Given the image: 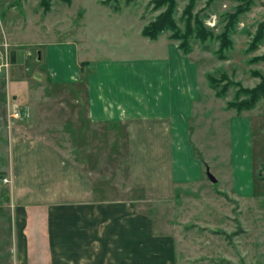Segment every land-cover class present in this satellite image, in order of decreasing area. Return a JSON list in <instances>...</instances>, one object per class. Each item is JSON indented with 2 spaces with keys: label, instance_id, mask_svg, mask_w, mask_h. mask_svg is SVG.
I'll list each match as a JSON object with an SVG mask.
<instances>
[{
  "label": "rangeland",
  "instance_id": "obj_1",
  "mask_svg": "<svg viewBox=\"0 0 264 264\" xmlns=\"http://www.w3.org/2000/svg\"><path fill=\"white\" fill-rule=\"evenodd\" d=\"M127 1L117 4L120 11L116 13L125 15L121 23L123 19L113 15L114 2L105 6L103 0H73L66 5L54 0L52 10L45 13L40 0H0V40L10 35L12 43L25 46L20 52L13 45L4 47V61L0 63L5 65L0 73L2 237L10 223L7 209L12 206L13 191L9 172L15 164L17 139L38 137L56 145L92 177L103 199L130 201L142 197L130 184L125 128L90 123L83 114L84 98L79 95L84 87L79 91L54 88L45 81L42 64L48 47L66 43L71 34L85 41L89 56L84 57L144 60L145 50L137 56L133 51L138 36L143 37L139 31L165 8L155 9L153 2L157 0ZM177 1L179 20L188 2ZM240 5L244 13L236 20L232 49L221 60L216 55L217 37L226 26V16L235 14ZM194 15L215 37L206 43L193 38L191 55L200 59L207 74L218 80L227 77L230 84L223 82L218 89L227 87L220 98L221 106L227 109L228 102L235 101V84L254 90L264 79V0H200ZM45 95L50 98L47 104ZM45 110L48 114H42ZM244 114H250L253 122L251 145L241 129L230 130L229 122L223 119L208 136L212 145L207 139L206 149L199 151L200 160L211 162V174L218 183L208 179L205 185L178 194L172 205L141 203L142 212L156 219L157 232L172 236L177 264H264V97L252 110L236 115L243 118ZM5 178L10 184L2 183Z\"/></svg>",
  "mask_w": 264,
  "mask_h": 264
},
{
  "label": "crops",
  "instance_id": "obj_2",
  "mask_svg": "<svg viewBox=\"0 0 264 264\" xmlns=\"http://www.w3.org/2000/svg\"><path fill=\"white\" fill-rule=\"evenodd\" d=\"M168 36H138L133 51L145 50L144 60L84 57L89 50L74 34L42 54L45 81L56 89L84 87L79 95L90 123L125 128L130 184L142 197L103 199L92 177L56 145L17 139L0 264H177L172 236L157 232L141 203L172 205L178 194L207 183L213 167L198 154L223 119L243 131L248 145L254 130L250 114L238 118L221 106L200 59L183 55ZM12 42L7 35L0 46L25 47Z\"/></svg>",
  "mask_w": 264,
  "mask_h": 264
},
{
  "label": "trees",
  "instance_id": "obj_3",
  "mask_svg": "<svg viewBox=\"0 0 264 264\" xmlns=\"http://www.w3.org/2000/svg\"><path fill=\"white\" fill-rule=\"evenodd\" d=\"M73 0H59V3L62 2L66 5H71ZM132 0H128L127 4H130ZM188 4L182 10V16L178 20L177 9H178V1L177 0H157L153 2L154 8L157 10H161L163 8L164 12L160 14L152 23L146 24V26L142 30V35L145 38H148L152 41L158 40L159 36L163 34L169 33V38L173 41L178 42V50H180L183 55L191 54L192 46L191 40L193 38L199 40L202 43H206L208 40H211L215 37L213 35V31L206 28L203 21L198 17V15H194V9L196 4L200 0H186ZM54 0H40V6L45 13H49L52 10ZM114 2L115 5L112 8L113 11L119 12L120 8L117 5L120 0H103L102 4L105 6L111 5ZM249 2V0H245V3ZM244 13V8L242 5L236 7V13L226 16V26L221 34L217 37V41L219 46L216 51V55L224 60L226 57V52L231 50L233 46L232 37L235 33V25L237 23V18L240 14ZM181 24L183 28H181ZM206 78L210 84V87L215 91V94L219 99L224 97L227 92L226 85L230 84L227 77H222L218 80L212 74H207ZM226 82L225 86H222V90H218L220 85ZM234 86L238 87L235 101L228 102L227 108L233 109L237 112L238 115L242 114L243 111L252 110L260 97H264V79L259 86L254 90H249L238 86L235 84Z\"/></svg>",
  "mask_w": 264,
  "mask_h": 264
},
{
  "label": "built area",
  "instance_id": "obj_4",
  "mask_svg": "<svg viewBox=\"0 0 264 264\" xmlns=\"http://www.w3.org/2000/svg\"><path fill=\"white\" fill-rule=\"evenodd\" d=\"M3 56H5V50H4V47L0 46V63H2L4 61V57ZM4 66L5 65L0 66V73L2 72L1 68L4 67ZM2 183L3 184H10V180L5 178V179L2 180Z\"/></svg>",
  "mask_w": 264,
  "mask_h": 264
},
{
  "label": "water",
  "instance_id": "obj_5",
  "mask_svg": "<svg viewBox=\"0 0 264 264\" xmlns=\"http://www.w3.org/2000/svg\"><path fill=\"white\" fill-rule=\"evenodd\" d=\"M208 178H209V180H210L213 184H216V183H217L216 178H214V176H213L212 174H209V173H208Z\"/></svg>",
  "mask_w": 264,
  "mask_h": 264
}]
</instances>
